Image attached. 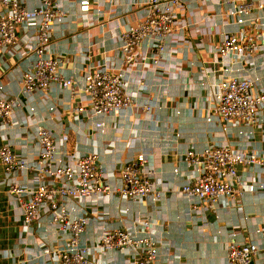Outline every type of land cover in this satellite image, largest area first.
Returning <instances> with one entry per match:
<instances>
[{"label":"built area","instance_id":"2783aa9c","mask_svg":"<svg viewBox=\"0 0 264 264\" xmlns=\"http://www.w3.org/2000/svg\"><path fill=\"white\" fill-rule=\"evenodd\" d=\"M30 1L0 0V60L23 64L17 94H9L0 82V187L17 223L18 238L24 246H34L28 248L27 262L106 264L103 256L119 253L130 264H158L159 231L150 219H136L114 229L100 223L93 229V239L85 238L90 218L108 216L97 204L112 197L141 204L147 197L157 201L163 196L162 189L155 187L146 153L137 152L116 173H107L99 166L96 150L80 154L75 146L68 147L69 136L60 123L64 118L89 121L92 131L103 135L108 117L120 119L127 110L150 115L146 72L154 76L165 70L174 54L191 47L178 34L201 27L203 35H213L212 50L219 58H215L219 80L211 81V93L204 100L205 121L216 119L224 124L223 132L226 127L254 126L264 110V86L258 75L264 72V0H127V12H134L132 23L124 29L117 24L121 31L115 35L121 63L116 64L106 52L94 51L95 44L89 45V65L81 83L65 75L62 61L53 56L52 32L65 16L60 0H37L35 5ZM89 6L88 0H82L79 10L87 13ZM193 13L194 19L187 21ZM86 15L82 19L87 22ZM162 78L178 77L154 76L157 84ZM37 93L42 100L67 95L69 109L61 112L54 104L48 107V117L60 127H49L38 114L33 106ZM142 97L145 101L138 103ZM239 134L246 137L242 131ZM130 143L126 141L125 147ZM113 147L111 141L103 152L110 154ZM178 156L190 173L173 192L197 213L213 208L221 198L234 203L253 192L255 177L242 179L238 168L256 167L264 174L263 155L221 140L201 150L191 146ZM109 176H116L119 184L109 185ZM177 176L174 169L173 181ZM255 233L256 243L231 239L224 264H253L256 259L264 264V227ZM2 256L12 254L6 250Z\"/></svg>","mask_w":264,"mask_h":264},{"label":"crops","instance_id":"0c3cea01","mask_svg":"<svg viewBox=\"0 0 264 264\" xmlns=\"http://www.w3.org/2000/svg\"><path fill=\"white\" fill-rule=\"evenodd\" d=\"M80 1L60 0L65 16L62 23L54 26L51 37L53 56L62 61V72L73 76L79 83L89 65L86 59L89 45L95 44L94 51L106 52L116 64L121 63L115 35L132 23L134 13L127 12V0H88L90 6L87 13L79 10ZM37 2L30 1L31 5ZM82 14H87V22L91 25L82 19ZM194 16L193 13L187 21ZM117 24L120 30L116 28ZM228 30H233V27ZM178 35L190 42L191 47L174 54L167 68L154 75H176L178 78H162L157 84L151 72H146L144 76V84L150 89L147 99L153 107L150 115L127 110L120 119L108 117L103 135L95 134L89 121L73 122L64 118L60 126L66 129L69 136L68 147L72 149L75 146L80 154L96 150L99 166L107 173H116L122 163L132 159L137 152L144 151L154 172L155 187L164 192L159 200L147 197L141 204L120 202L117 197L97 204L108 216L102 220L90 218L85 234L88 241L93 239V229L100 223L114 229L136 219L147 218L155 223L159 231L158 264H224L225 248L231 239L237 243H256L259 240L255 231L264 227V174L256 167L238 168L242 179L248 181L255 177L257 183L253 192L245 193L234 203L221 198L213 208H201L197 213L190 209L185 199L173 192L185 183V177L190 173L179 161L178 154L191 146L201 150L206 144L221 140L233 148L264 156V110L252 127H226L223 132L224 124L216 119L207 123L204 100L211 93V81L219 80V64L215 63V58L217 61L219 58L212 50L214 37L209 33L203 35L201 27ZM187 43L182 44L186 46ZM0 64V82L9 94H17L19 70L23 64L19 60L8 63L4 58ZM258 75L264 86V72ZM129 88L135 90L133 85ZM165 89L167 93H164ZM66 96L61 94L57 98L53 94L51 100H42L38 93L33 95V106L49 127H60L48 117L49 105H56L61 112L69 109ZM145 99L138 98L137 102L142 103ZM111 141L114 142L112 152L105 154L103 149ZM126 141L131 142L129 148L125 147ZM174 169L178 170L176 181H173ZM106 182L111 186L119 184L116 176H109ZM7 200L0 187V264H30L26 254L28 248L34 246L31 243L26 247L18 238L17 223ZM124 210L126 212L122 214ZM233 233L236 234L231 238ZM6 250L11 252L12 257L2 256ZM126 259L119 253L102 257L106 264H130ZM260 263L261 260L256 259L253 264Z\"/></svg>","mask_w":264,"mask_h":264}]
</instances>
